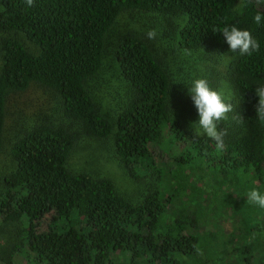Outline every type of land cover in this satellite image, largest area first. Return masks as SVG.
<instances>
[{
  "label": "trees",
  "instance_id": "obj_1",
  "mask_svg": "<svg viewBox=\"0 0 264 264\" xmlns=\"http://www.w3.org/2000/svg\"><path fill=\"white\" fill-rule=\"evenodd\" d=\"M238 2L34 0L29 7L24 0H0V32L20 33L33 46L13 37L1 41L0 153L8 98L34 83L61 98L71 122L39 125L14 143L15 170L0 195V236L6 239L0 264H264V215L256 224L242 219L228 233L216 206L204 203L202 215L190 199L197 192L193 174L202 164L224 176L239 174L237 183L247 175L253 186H264V122L255 111V87L264 84V19L253 20L257 13L264 16V0H244L241 7ZM132 11L168 22L186 19L180 47L204 60L231 53L221 32L225 26L248 30L259 42L251 56L231 53V97L224 100L233 112L218 125L227 132L223 151L206 136L194 137L198 114L187 78L179 110L173 99L178 81L143 35L126 33L115 47L129 89L126 101L113 119L97 108L89 82L103 68L109 32ZM205 76L223 93L216 67ZM81 138L111 139L130 175L156 176V184L133 200L109 178L70 171ZM156 149H162L159 155Z\"/></svg>",
  "mask_w": 264,
  "mask_h": 264
},
{
  "label": "rangeland",
  "instance_id": "obj_2",
  "mask_svg": "<svg viewBox=\"0 0 264 264\" xmlns=\"http://www.w3.org/2000/svg\"><path fill=\"white\" fill-rule=\"evenodd\" d=\"M243 1L239 0L238 7H241ZM168 24L172 26L170 27ZM185 24L186 19L184 18L168 22L161 16L136 11L126 12L118 19L107 37L103 68L88 85L95 98L97 108L102 114L113 119L128 97L129 89L120 76L114 55L118 40L126 33L143 35L155 50L157 58L170 66V71L178 81L173 99L179 110L184 109L180 102L184 79L187 78L185 85L189 86L196 78L207 79L205 75L211 66L217 68L222 78L224 86L222 94L226 95V97L223 96L224 99L231 97L226 80L234 55L231 53L214 54L212 60H204L199 58L200 55L195 52H187L179 44V31ZM151 29H155L157 32L155 39H148L146 36L147 31ZM10 37L19 39L27 48H33L20 33L0 32V71L3 66L1 41ZM189 110H185V113ZM47 123L71 124L63 115L61 98L52 90L34 83L25 92H16L9 96L3 146L0 153V195L5 192V178L15 170V162L11 154L14 143L26 132ZM155 151L156 155H159L162 149ZM164 161L171 165L168 156L165 155ZM67 167L74 173L85 172L97 178H109L119 191L133 197V200H138L151 184H156V176L134 179L120 162L111 139L98 141L81 138ZM209 169L207 165L202 164L193 174L197 192L192 194L190 199L199 207L201 214L203 215L204 203L207 205L208 202H211L223 214L221 222L228 233L242 219L247 220L249 224L260 222L259 217L264 215V208L248 202L247 191L249 192V188L264 191V186L259 183H255L253 186L250 184V180L253 178L247 175L237 183L236 179L239 174L229 173L224 176L217 168ZM5 244L6 239L0 236V246H6ZM15 264H23V262L17 260Z\"/></svg>",
  "mask_w": 264,
  "mask_h": 264
},
{
  "label": "clouds",
  "instance_id": "obj_3",
  "mask_svg": "<svg viewBox=\"0 0 264 264\" xmlns=\"http://www.w3.org/2000/svg\"><path fill=\"white\" fill-rule=\"evenodd\" d=\"M29 7L34 5V0H24ZM264 16L257 13L253 20L256 24H260ZM223 37L229 46L231 53H239L241 56H251L254 52H259V42L253 38L248 30H242L235 25L231 27L225 26L222 29ZM148 39H155L157 32L155 29L147 31ZM193 106L198 114V120L193 123L195 126L194 137L206 136L215 142L216 150L223 151L225 149L224 137L226 130L218 127L219 122L227 120L228 114L233 112V105L226 103L221 92L214 90L207 79L196 78L188 87ZM255 95L258 102L255 105V111L258 119L264 122V84L255 87ZM242 119V118H241ZM248 202L264 208V191L252 188L247 193Z\"/></svg>",
  "mask_w": 264,
  "mask_h": 264
}]
</instances>
